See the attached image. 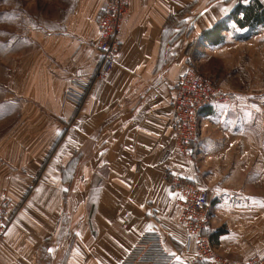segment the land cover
<instances>
[{
    "label": "crops",
    "instance_id": "obj_1",
    "mask_svg": "<svg viewBox=\"0 0 264 264\" xmlns=\"http://www.w3.org/2000/svg\"><path fill=\"white\" fill-rule=\"evenodd\" d=\"M30 1L39 3L37 12L31 9L38 23L29 18L27 25L38 53L24 82L45 76L51 84L28 90L22 115L29 122L0 139V201L16 213L0 240V264H38L41 245L57 225L65 226V211L73 213L72 225L68 220L59 245L46 251L63 257L71 243L67 264H119L137 238L153 230L179 254L174 264H186L193 249H182L172 176L192 179L206 192L212 242L221 254L233 261L263 254L264 204L249 198L255 194L250 181L263 174L227 173L229 164L249 160L245 125L229 108L205 106L196 158L185 162L176 150L171 108L175 83L197 46L240 50L253 41L261 56L264 25L253 31L235 21L239 6L254 0H129L114 67L97 78L93 41L105 0ZM56 67L65 70V89L73 80L89 82L80 106L67 99L62 106L55 96ZM245 98L240 93L236 103ZM218 228L226 231L216 234Z\"/></svg>",
    "mask_w": 264,
    "mask_h": 264
},
{
    "label": "rangeland",
    "instance_id": "obj_2",
    "mask_svg": "<svg viewBox=\"0 0 264 264\" xmlns=\"http://www.w3.org/2000/svg\"><path fill=\"white\" fill-rule=\"evenodd\" d=\"M30 2V0H0V139L6 138V136L13 132L15 133V129L18 128L16 125L20 124V122H29V116L22 115L24 112L23 106L25 105L24 95L27 94L28 90H33L34 92L40 91L51 84L45 76L40 77V81L33 84L24 82V75L28 71L27 65L38 53L37 46L29 41V29L27 25L30 21L29 18H32L31 22L38 23L37 14L34 18L31 9L35 7L37 12V5L39 6V3ZM42 16L44 17V13ZM249 42L244 43V47L240 48V50L233 49L231 45L230 48H224L227 51L231 50L230 52L197 46V49L191 52V62L189 65L193 66L202 76L211 80L218 88L235 93L236 97L234 100L216 103L212 106L223 109L229 108L234 116L245 125V141L247 146L249 141H251V148L246 149V154H249L248 162L244 164H229L230 171L227 173L231 174L235 171L234 174H263L261 178L250 181L255 194L250 195L249 198L251 197L256 200L261 198V203L264 204V51L261 52V56L259 57L260 53L256 50V45L253 41ZM64 75L65 70L55 68L54 80H57V82L55 83L54 93L62 106L65 105V91L68 87H72V84H67L68 87L65 89ZM240 93L246 96L242 101V105L236 103L239 100ZM237 106H241L240 109H237ZM63 128L65 129V127ZM200 129L201 122L199 133ZM18 130L22 134H29L32 137V132L21 130L20 128ZM61 131L62 129L59 130L60 133L63 132ZM51 132L49 131L47 137L44 136L42 139H48ZM193 160L194 158L191 161ZM220 166L223 167L222 164ZM69 175L71 177V174ZM174 177L183 178L181 176H172L171 183ZM185 179L196 183L192 179ZM204 193L207 198L205 191ZM63 199L65 201V191L63 192ZM15 214V211H13L11 222ZM69 214L70 217L67 216ZM209 214L211 216L210 211ZM72 215L71 211H65L64 215L60 217L65 226L68 225V220L69 225H72ZM262 224H264L263 217ZM210 225L211 217L208 232H210ZM65 226L57 225L54 228V233L41 245L37 258L38 264H64V262L67 264L68 249L69 246L71 247V243H65V256L63 257L60 254L58 258H54L50 251H46L51 247L56 248V245H59L61 234H65ZM72 228L71 226V237L73 234ZM223 229L225 232V228ZM260 230L261 234H264V226ZM211 243L215 246L212 241ZM217 251L220 253L218 249ZM228 258L231 259L230 257ZM253 260L261 261L264 264V253L254 254L245 261H232L247 262ZM74 262L75 264L77 263L76 260ZM78 264H84V262L80 263L79 260Z\"/></svg>",
    "mask_w": 264,
    "mask_h": 264
},
{
    "label": "built area",
    "instance_id": "obj_3",
    "mask_svg": "<svg viewBox=\"0 0 264 264\" xmlns=\"http://www.w3.org/2000/svg\"><path fill=\"white\" fill-rule=\"evenodd\" d=\"M129 5V0H105L97 17V36L93 46L99 63L94 71L95 78L104 76L114 67L120 46L121 24ZM71 84L72 87L65 91V99L79 105L89 82L73 80ZM235 97L234 92L218 88L192 66H187L180 73L171 98V108L174 114V142L181 159L191 161L196 158L202 109L232 101ZM172 183L179 194V220L184 232L182 249L185 253L193 249L186 257V264H263L258 260L233 262L221 255L208 234L210 210L204 190L185 178L174 177ZM13 211L7 200L0 201V240L6 235ZM178 256L164 246L160 232L153 230L143 232L119 264H174Z\"/></svg>",
    "mask_w": 264,
    "mask_h": 264
},
{
    "label": "trees",
    "instance_id": "obj_4",
    "mask_svg": "<svg viewBox=\"0 0 264 264\" xmlns=\"http://www.w3.org/2000/svg\"><path fill=\"white\" fill-rule=\"evenodd\" d=\"M238 12H241L242 16L240 18H236L235 21L240 28L245 27L248 30L254 31L258 26L264 25V5L258 0H254L253 2L247 5H240L239 8L235 11V13ZM216 27L220 28V24H217ZM250 35H251L250 32H248L240 36V38L247 39L250 37ZM85 96H86V92L82 98L81 103L83 102ZM223 233H224L223 228H218L216 230V234H223ZM208 234L212 241V233L208 232Z\"/></svg>",
    "mask_w": 264,
    "mask_h": 264
}]
</instances>
